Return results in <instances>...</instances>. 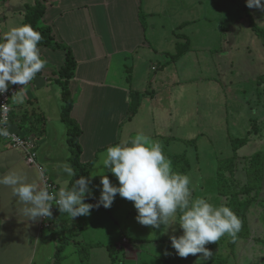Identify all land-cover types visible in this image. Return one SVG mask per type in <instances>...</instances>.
I'll list each match as a JSON object with an SVG mask.
<instances>
[{
	"label": "crops",
	"instance_id": "crops-1",
	"mask_svg": "<svg viewBox=\"0 0 264 264\" xmlns=\"http://www.w3.org/2000/svg\"><path fill=\"white\" fill-rule=\"evenodd\" d=\"M37 1L0 0V36L13 26L25 24L28 7L35 5ZM41 1L45 3V13L39 24L52 26L56 38L72 48L77 61L75 73L69 82L70 91L75 98L70 115L82 129L79 137L82 146L81 161H94L88 175L91 176L89 187L93 195L85 198L86 203L93 204L98 201L102 188L100 175L106 174L113 184L119 183L115 175L103 167L107 147L128 142L138 133H143L153 143L161 144L166 131L161 125L165 119L162 115L158 123L163 129L158 128L157 134H150L136 126L135 129H130L128 124L147 106L150 108L147 109L148 114L144 119L150 118L154 121L155 128L159 127L156 122L159 108H155L156 101L150 91L155 89L149 83L157 82L161 77L152 78L149 74L147 77L136 76L135 71L131 69L135 66L133 59L139 51L151 46L148 37L152 29H148V23H144V15H147L148 22L156 12L152 8L151 0ZM187 23L184 21L180 26ZM182 36L187 37L185 33H178L181 40L174 41L175 46L180 41H187ZM39 48L41 58L46 61L45 67L26 88L25 102L18 104L14 101L15 113L19 116L21 110L27 108V101L33 100L35 106L46 116V131L36 139L37 160L60 190L68 188L73 178L63 173L60 167L63 163L71 165V151L67 141L69 127L62 114V87L59 88L56 83L59 70L65 63L66 52L45 45ZM191 48L190 44L186 53L177 59L171 57L176 52L166 53L165 65L180 61ZM129 61L133 66L129 65ZM153 67L156 66H152V70ZM262 76L264 75H260ZM258 79L257 85L263 87L264 94V82L260 83V78ZM163 84L165 86L167 83ZM132 91L140 93L141 98L136 113L130 112V102L127 100ZM54 94L61 96V109L58 110V118L50 119ZM251 100L256 102L250 103L249 106L258 111L259 120H255V124L260 123L262 127L258 132L251 133L252 128L247 131L246 136L251 135L249 141L261 136L264 130V102H257L254 96ZM171 116L174 117L172 113ZM16 118L15 116V120H18ZM56 125L62 128H56ZM173 127L174 125H171V129ZM186 138L187 136H182L183 140ZM191 141L192 139H189V142ZM162 149L168 158L166 149ZM180 155L188 157L185 153ZM172 168L175 171L178 166L175 167L172 162ZM8 173L19 174L27 182L43 188L39 168L28 165L24 151L19 147L10 146L0 136V175ZM204 198L214 206L221 205L220 201L213 200L218 198L217 191L212 197ZM256 201L264 205V184ZM252 205L247 214L250 236L239 238L234 244V249L226 248L223 243L215 245V248L222 250L227 256V264H264V220L262 221L261 217L263 212L259 208H252ZM26 206L14 196L10 186L0 185V264H69L70 255L80 259L82 245L90 247V264H192L196 260L206 259L201 254L189 255L187 258L178 256L171 245L170 236L183 234L179 224L170 226L167 231L163 226L160 229L143 226L135 218L137 210L133 202L121 198L119 194L110 208L94 207L90 215L78 216L73 220L67 213H60L56 208L49 226H44L42 217L36 221L27 219L22 214ZM262 209L264 210V206ZM111 224L117 227L118 233L110 234ZM124 237H127L128 241H123ZM111 240H115L112 243L116 244L115 262L107 247ZM147 244L153 245L151 251L144 247ZM38 253L42 255V260L37 263ZM8 254L14 256L10 262ZM4 255L7 262H3Z\"/></svg>",
	"mask_w": 264,
	"mask_h": 264
},
{
	"label": "rangeland",
	"instance_id": "rangeland-1",
	"mask_svg": "<svg viewBox=\"0 0 264 264\" xmlns=\"http://www.w3.org/2000/svg\"><path fill=\"white\" fill-rule=\"evenodd\" d=\"M151 1L156 13L148 22L147 15H144V23L152 29L148 37L151 46L139 51L131 69L136 76L147 77L149 74L152 78L161 77L157 82L149 83L155 89L150 90L156 101L154 106L159 108L156 122L161 115L165 116L161 125L166 131L160 145L166 149L170 160L174 158L175 167L178 166L175 171L191 177L193 197H212L217 191L215 174L218 160L236 152L234 139L244 138L251 128L252 133L262 127L260 123L255 124V120H259L258 111L249 104L256 102L251 100L253 96L257 102H264L263 87L257 85L260 75H264V40L253 30L250 19L264 29V11L248 8L246 0ZM184 21L188 23L180 26ZM178 33L187 35L191 51L180 61L165 65V54L175 53V42L181 40ZM130 61L129 65L133 66ZM152 66H156L155 69L152 70ZM163 82L167 84L164 86ZM56 83L61 88L59 81ZM60 97V94L53 95L50 119L59 116ZM149 108L146 106L128 123L130 129L136 126L150 134H157L158 128L163 129L159 123L155 128L150 118L144 119ZM171 125H174L173 129ZM56 128L62 126L56 125ZM182 136L187 138L183 140ZM261 150H264V130L261 136L240 146L237 154L242 158ZM178 153H185L188 157L182 159ZM238 175L242 181L245 180L244 172L240 170ZM262 206L255 200L252 208L261 209L263 221ZM109 230L112 235L118 233L114 224L109 226ZM114 241L111 240V244ZM152 246L144 245L149 251ZM8 255L10 262L14 256ZM68 258L69 264H84L81 253L80 259L75 255ZM8 260L4 255L3 262ZM41 260L42 255L38 253L36 262Z\"/></svg>",
	"mask_w": 264,
	"mask_h": 264
},
{
	"label": "clouds",
	"instance_id": "clouds-1",
	"mask_svg": "<svg viewBox=\"0 0 264 264\" xmlns=\"http://www.w3.org/2000/svg\"><path fill=\"white\" fill-rule=\"evenodd\" d=\"M250 9L264 11V0H246ZM41 34L31 25L21 24L8 29L0 36V94L10 85H29L41 72L46 61L41 58L39 44ZM128 102L131 98H127ZM25 95L20 92L16 103L23 104ZM6 128L0 127V136H8ZM68 176H76L68 163L61 166ZM105 170L113 173L118 185L108 175H100L102 185L96 204L86 203V196L93 193L89 187L91 176H80L71 188H61L57 195L48 189L38 188L16 173L0 175V185L10 186L18 200L27 205L22 214L32 221L51 218L52 205L71 219L88 216L91 210L103 206L110 208L117 194L133 202L137 210L136 220L143 226L167 231L179 224L183 234L171 235V245L181 258L189 255L208 258L212 251L205 247L215 243L225 234L235 239L241 221L227 205L214 206L206 198L193 197L192 179L186 173L173 170L159 143H153L143 133L128 142L110 145L103 159ZM175 231V229H173ZM167 254V253H166Z\"/></svg>",
	"mask_w": 264,
	"mask_h": 264
},
{
	"label": "trees",
	"instance_id": "trees-1",
	"mask_svg": "<svg viewBox=\"0 0 264 264\" xmlns=\"http://www.w3.org/2000/svg\"><path fill=\"white\" fill-rule=\"evenodd\" d=\"M44 13L45 3L38 0L35 5L28 7L25 24L31 25L34 30L41 34L42 40L39 46L45 45L53 49H62L66 52L65 63L59 70L58 81L62 87L63 119L69 127L67 140L71 151L69 160L76 173V176H73L70 184L68 185V188H71V186L75 183V180L80 176L88 177L94 165V161L87 163H83L81 161L80 157L82 154V146L80 144L79 137L82 133V129L76 120H74L70 115L75 98L72 96L70 91L69 82L77 67L76 58L72 48L56 38L52 26L39 24V21L43 17ZM250 24L256 34L263 37L264 40V29L259 27L252 18L250 19ZM182 37H185L187 41H180L177 43V51L175 54L171 55L172 59L180 58L190 47L188 37ZM262 82H264V76L260 77V83ZM130 98L131 101L129 110L131 113H136L140 105V93L132 91ZM27 103V108L21 110V114H18L19 116L15 113L17 117L16 119H18L15 120V122L19 131L32 136L36 140L38 136H41L46 131V116L39 109V107L35 106V101L28 100ZM250 139L251 135L249 134L244 138L234 139L233 144L236 152L231 156L220 158L218 160L216 170L218 198H213V200L220 201L221 204L227 205L232 209L241 221L240 230L237 232L235 239H233L232 236L225 234L217 242L205 245V247L212 251V255L206 259L196 260L192 264H227L229 261L227 256L223 254L222 250L215 248V245H221V243H223L226 248L233 247L234 249V244L239 238H248L251 234L247 214L250 205L257 200L262 188L264 150L257 151L251 155H245L242 158L239 157L237 150L240 146L246 144ZM179 156L182 159L184 157L183 155ZM238 157L240 159H238ZM171 160L174 162L173 157ZM240 170L245 173V180L243 181L238 175V171ZM93 204H96V202ZM107 247L110 251L113 262H115L117 255L116 244H109ZM80 252L82 262L84 264H89V246H84L80 249Z\"/></svg>",
	"mask_w": 264,
	"mask_h": 264
},
{
	"label": "built area",
	"instance_id": "built-area-1",
	"mask_svg": "<svg viewBox=\"0 0 264 264\" xmlns=\"http://www.w3.org/2000/svg\"><path fill=\"white\" fill-rule=\"evenodd\" d=\"M155 69V67H153ZM32 81L30 82V84ZM29 84V85H30ZM25 86L21 88V85H10L8 90L0 94V127H4L7 129L9 135L1 136L10 146L19 147L25 153V162L31 166H37L41 171L42 180H43V188H47L50 194L57 195L59 190L57 184L51 179V177L46 174L44 167L38 162V148L36 140L30 136L25 134L24 132L19 131L15 125V109L14 101L16 100V96L19 95L20 92H25L26 88L29 86ZM56 205H52V217L51 218H43L44 226H49L50 221L53 218V215L56 211ZM123 241H128L127 237L123 238ZM120 247V246H119ZM118 247V248H119Z\"/></svg>",
	"mask_w": 264,
	"mask_h": 264
}]
</instances>
